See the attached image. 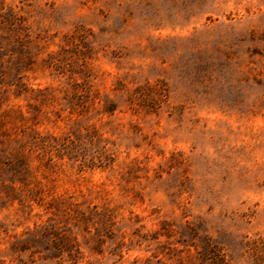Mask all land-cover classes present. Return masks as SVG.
<instances>
[{
    "label": "rangeland",
    "instance_id": "1",
    "mask_svg": "<svg viewBox=\"0 0 264 264\" xmlns=\"http://www.w3.org/2000/svg\"><path fill=\"white\" fill-rule=\"evenodd\" d=\"M0 264H264V0H0Z\"/></svg>",
    "mask_w": 264,
    "mask_h": 264
}]
</instances>
